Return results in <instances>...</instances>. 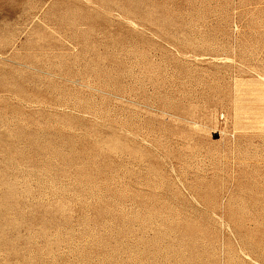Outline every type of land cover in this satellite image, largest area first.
<instances>
[{
    "label": "rangeland",
    "instance_id": "obj_1",
    "mask_svg": "<svg viewBox=\"0 0 264 264\" xmlns=\"http://www.w3.org/2000/svg\"><path fill=\"white\" fill-rule=\"evenodd\" d=\"M264 0H0V264H264Z\"/></svg>",
    "mask_w": 264,
    "mask_h": 264
},
{
    "label": "bare ground",
    "instance_id": "obj_2",
    "mask_svg": "<svg viewBox=\"0 0 264 264\" xmlns=\"http://www.w3.org/2000/svg\"><path fill=\"white\" fill-rule=\"evenodd\" d=\"M258 126L264 127V117H262V118L259 119Z\"/></svg>",
    "mask_w": 264,
    "mask_h": 264
}]
</instances>
